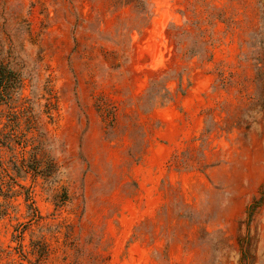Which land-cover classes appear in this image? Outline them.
Instances as JSON below:
<instances>
[{
  "label": "rangeland",
  "instance_id": "374dc122",
  "mask_svg": "<svg viewBox=\"0 0 264 264\" xmlns=\"http://www.w3.org/2000/svg\"><path fill=\"white\" fill-rule=\"evenodd\" d=\"M2 61L0 264H264V0H0Z\"/></svg>",
  "mask_w": 264,
  "mask_h": 264
},
{
  "label": "trees",
  "instance_id": "16d2710c",
  "mask_svg": "<svg viewBox=\"0 0 264 264\" xmlns=\"http://www.w3.org/2000/svg\"><path fill=\"white\" fill-rule=\"evenodd\" d=\"M16 84L17 77L14 71L7 63L0 62V99L10 95L12 87ZM4 184V177L0 174V198L2 197L4 200L3 202L0 201V217L6 215L10 201V196L4 191Z\"/></svg>",
  "mask_w": 264,
  "mask_h": 264
}]
</instances>
